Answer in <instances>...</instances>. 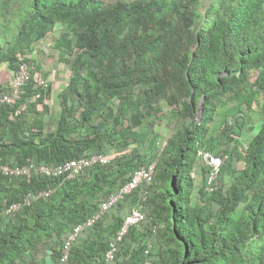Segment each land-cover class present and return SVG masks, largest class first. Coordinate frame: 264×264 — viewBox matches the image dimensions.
Listing matches in <instances>:
<instances>
[{
    "label": "trees",
    "instance_id": "trees-1",
    "mask_svg": "<svg viewBox=\"0 0 264 264\" xmlns=\"http://www.w3.org/2000/svg\"><path fill=\"white\" fill-rule=\"evenodd\" d=\"M20 63L30 80L0 108V164L109 161L0 174V264H58L71 230L150 165L65 264H264V0H0V97ZM197 151L223 159L210 184ZM132 208L144 217L106 263Z\"/></svg>",
    "mask_w": 264,
    "mask_h": 264
},
{
    "label": "built area",
    "instance_id": "built-area-1",
    "mask_svg": "<svg viewBox=\"0 0 264 264\" xmlns=\"http://www.w3.org/2000/svg\"><path fill=\"white\" fill-rule=\"evenodd\" d=\"M30 80V75L28 73V67L25 63H20L16 72V75L8 83V92L0 97V108L5 105H14L20 96L24 94V88L27 86ZM39 86L46 88L47 82L43 79L39 80ZM39 94H36V98ZM19 114V110L15 111V115ZM196 156L202 160V162L209 167L210 173L208 175L207 184H210L217 176L219 168L223 162V159L219 157L211 156L202 151H197ZM109 158L96 154L90 157H80L76 159H71L63 164L57 166H35L33 163L24 165L21 167H10L8 165L0 164V174L10 177L22 176L28 174L30 171L37 172L40 175L46 177H61L66 174L70 176H76L80 174L84 169L95 165H104L108 163ZM153 171V166L143 167L136 170L130 180L123 185L115 194L108 196V198L99 205L98 210L91 217L86 219L84 222L77 224L70 232L67 240L64 244V253L61 256L58 264H65L67 261V252L69 245L76 236L86 227H91L106 211L112 208L117 202H119L124 195L131 192L137 186H139L144 181H150ZM49 191H39L36 193H28L24 195L19 201L13 202L7 209L5 213L16 212L23 206H28L32 202L38 200L40 197L47 196ZM144 215L139 208H132L130 213L124 218L119 231L116 233L114 241L109 244V249L105 254V262L108 263L112 260L113 253L115 251V243L120 241L122 236L126 233L128 228L136 225L143 219Z\"/></svg>",
    "mask_w": 264,
    "mask_h": 264
},
{
    "label": "water",
    "instance_id": "water-1",
    "mask_svg": "<svg viewBox=\"0 0 264 264\" xmlns=\"http://www.w3.org/2000/svg\"><path fill=\"white\" fill-rule=\"evenodd\" d=\"M198 120L201 118V102H200V104H199V106H198Z\"/></svg>",
    "mask_w": 264,
    "mask_h": 264
},
{
    "label": "clouds",
    "instance_id": "clouds-1",
    "mask_svg": "<svg viewBox=\"0 0 264 264\" xmlns=\"http://www.w3.org/2000/svg\"><path fill=\"white\" fill-rule=\"evenodd\" d=\"M89 168V167H88Z\"/></svg>",
    "mask_w": 264,
    "mask_h": 264
}]
</instances>
